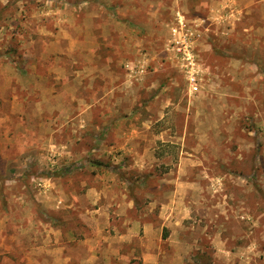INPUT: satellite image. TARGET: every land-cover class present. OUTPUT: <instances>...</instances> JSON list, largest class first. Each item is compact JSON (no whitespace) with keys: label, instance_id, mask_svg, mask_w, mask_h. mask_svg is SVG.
I'll list each match as a JSON object with an SVG mask.
<instances>
[{"label":"rangeland","instance_id":"rangeland-1","mask_svg":"<svg viewBox=\"0 0 264 264\" xmlns=\"http://www.w3.org/2000/svg\"><path fill=\"white\" fill-rule=\"evenodd\" d=\"M102 1L0 0V264H264V0Z\"/></svg>","mask_w":264,"mask_h":264},{"label":"crops","instance_id":"crops-1","mask_svg":"<svg viewBox=\"0 0 264 264\" xmlns=\"http://www.w3.org/2000/svg\"><path fill=\"white\" fill-rule=\"evenodd\" d=\"M103 3L107 2L106 0H103L102 1ZM112 2V1H110ZM109 2V4H110ZM108 5V4H106ZM178 14V17H179V13ZM181 19V16L180 18H178V24H180ZM204 26V25H203ZM178 28L176 27V30ZM199 29V28H198ZM204 32H207L208 31V25L204 26ZM172 31V29H171ZM201 31V30H200ZM176 35V34H175ZM50 45V43H49ZM61 53H64V52H61ZM61 53H58V54H61ZM50 54V53H49ZM143 63L139 62V63H134V61H129L127 62L126 64V67L128 69L125 70V73L127 76H134V78H138L141 76V74L144 72V61H142ZM146 62V61H145ZM69 69V68H68ZM65 69L63 68H59V72L61 71H65ZM189 78V77H188ZM190 84V83H189ZM196 84H197V81H196ZM197 90H198V85H197ZM190 92H192V89H191V85H190ZM177 184V191L178 190H182V191H185L187 192L188 191V188H192L193 187V182L190 180V179H180V180H177L176 181ZM98 207V210H101V207L97 206ZM103 214H105V210L102 211ZM125 215H123L124 217ZM166 213H163L162 215H159V219H157L156 222H153V221H149L147 219H143V221L141 220H136V219H133V221H131V226H127V229L131 227V229L136 225L137 222L139 223H142L141 225L143 226L144 230H146L147 232H150V231H153V229H157L158 226H160V229L163 230L165 228V233H162V231L160 232V235L156 238V240L154 241L152 237L146 239L145 241V248L142 250L141 252V264H187L189 263V255H187L188 251L186 249H183L181 250L182 254L181 253H177L176 255H178L179 259L175 262H172V261H169L168 260V257H170V254L168 253L169 250L168 248L166 247V245L168 244L167 240L171 237V233H169V229H171L169 227V225L171 224V220H167L166 219ZM126 218V220H130V217H124ZM165 218V219H164ZM128 225V224H127ZM165 226V227H164ZM168 228V229H167ZM120 235H119V240H130V238H133L135 239V237H138V235L135 234V232H133L132 230H130L129 232H119ZM169 233V234H168ZM164 234V236H163ZM182 238H184L183 236L179 237V239L183 240ZM148 242V244H147ZM141 243V242H140ZM144 243L142 242V245ZM134 250V249H133ZM133 250H113L112 251V254L114 255V259H117L120 264H129V262H133V260L136 258L135 257V254L133 252ZM97 258V256H95ZM95 257H91L90 259L87 260V263L86 264H90L89 263V260H91L92 258H95ZM86 259V258H85ZM66 260L65 263L66 264H69V261H67L68 259H64ZM70 260V259H69Z\"/></svg>","mask_w":264,"mask_h":264},{"label":"built area","instance_id":"built-area-1","mask_svg":"<svg viewBox=\"0 0 264 264\" xmlns=\"http://www.w3.org/2000/svg\"><path fill=\"white\" fill-rule=\"evenodd\" d=\"M181 23V20L180 22ZM177 30L175 27L172 28V35L175 36ZM187 33H185V36L183 38L179 37L178 39L177 38H174L173 42L175 44V47L176 49L181 52L186 54V56H182V61L183 63L185 64L186 67H190L191 70H193L194 66H195V60H194V57L192 55V53L190 52L189 48H190V44L188 42V39H187ZM191 73V75L189 76L188 78V81L191 85V89L192 91H197V84H196V77H194L193 75V71H189Z\"/></svg>","mask_w":264,"mask_h":264},{"label":"trees","instance_id":"trees-1","mask_svg":"<svg viewBox=\"0 0 264 264\" xmlns=\"http://www.w3.org/2000/svg\"><path fill=\"white\" fill-rule=\"evenodd\" d=\"M94 164H96V165H100V166H108L106 163H103L102 161H98V160H96V161H94L93 162ZM132 196H133V194H132V191H131V193H130ZM133 200H135L134 198H133ZM164 236V235H163Z\"/></svg>","mask_w":264,"mask_h":264}]
</instances>
